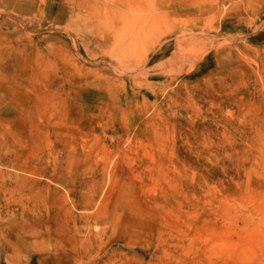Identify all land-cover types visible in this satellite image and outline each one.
<instances>
[{
    "label": "rangeland",
    "instance_id": "obj_1",
    "mask_svg": "<svg viewBox=\"0 0 264 264\" xmlns=\"http://www.w3.org/2000/svg\"><path fill=\"white\" fill-rule=\"evenodd\" d=\"M0 264H264V0H0Z\"/></svg>",
    "mask_w": 264,
    "mask_h": 264
}]
</instances>
